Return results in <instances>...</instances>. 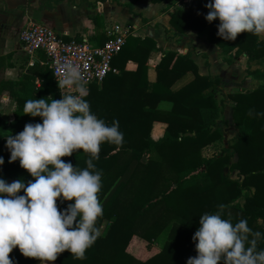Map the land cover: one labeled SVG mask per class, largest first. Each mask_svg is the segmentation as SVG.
Listing matches in <instances>:
<instances>
[{"label":"trees","instance_id":"trees-1","mask_svg":"<svg viewBox=\"0 0 264 264\" xmlns=\"http://www.w3.org/2000/svg\"><path fill=\"white\" fill-rule=\"evenodd\" d=\"M164 0H150L158 3ZM208 0H189L169 11L170 28L184 34L187 30L205 32L214 43L221 59L231 64L240 55L254 62H263L261 68L248 70L261 82L252 90L238 89L225 93L217 76L200 74L197 64L186 53L167 50L155 64L156 78L147 79V62L158 50L149 36L127 35L121 49L112 59L117 73H108L98 84L87 86L91 111L106 124L119 122L124 142L117 146L104 142L99 159L94 161L101 171L102 187L97 197L103 206V215L97 218V227L107 223L94 244L85 250V259H73L68 250L59 253L55 264H185L195 256V241L191 239L198 227L199 215L220 211L233 223L246 219L250 229L264 234V116L249 117V109L264 112V39L240 32L234 40L216 35L218 20L204 19ZM131 9V2L121 3ZM66 39V38H64ZM0 56V74L9 63ZM128 60L136 63L135 70L125 69ZM187 73L190 78L176 86ZM5 94L14 101L12 118L0 117V178L5 181L21 179L26 184L34 180L18 160L9 162L5 136L22 130L27 122H40V117L23 113L26 100L60 99L51 68L45 55L39 51L16 79L0 75V97ZM232 102V119L236 128L231 143L223 154L202 155V148L222 139L217 127L223 118L225 102ZM169 101L170 108L158 107ZM166 123L163 135L150 136L153 121ZM236 154V160L231 158ZM86 154L77 149L71 155L60 157L77 168L85 167ZM226 169V172L224 170ZM237 169L240 178H231L229 172ZM17 194H23L19 190ZM243 196V202L237 201ZM58 203L59 208L67 203ZM223 205V208L218 206ZM165 237L163 247L147 256L129 250L135 238L150 245L160 235ZM130 243L131 246H130ZM129 246V247H128ZM247 246V245H246ZM264 248V240L257 249ZM15 264H40L41 260L23 256L17 247L8 254ZM48 262V261H46ZM220 264V262H218Z\"/></svg>","mask_w":264,"mask_h":264},{"label":"clouds","instance_id":"clouds-1","mask_svg":"<svg viewBox=\"0 0 264 264\" xmlns=\"http://www.w3.org/2000/svg\"><path fill=\"white\" fill-rule=\"evenodd\" d=\"M204 7L206 21H219L216 35L222 39L234 40L242 31L264 38V0H208ZM55 77L58 88L68 91L60 99L26 100L23 113L39 116L40 122H27L21 131L5 136L8 161L18 160L34 180L26 184L0 178V264H15L8 255L13 247L44 264L64 250L83 260L100 235L97 218L103 206L97 193L102 181L94 161L102 143L119 146L123 133L117 120L106 124L91 111L79 66L58 62ZM247 115L259 118L264 112L249 109ZM77 149L86 154L83 168L60 159ZM21 189L23 194H17ZM65 201L72 202L58 210ZM191 239L196 255L185 264H264V248L257 249L264 234L253 232L246 219L233 223L220 211L204 212Z\"/></svg>","mask_w":264,"mask_h":264},{"label":"crops","instance_id":"crops-1","mask_svg":"<svg viewBox=\"0 0 264 264\" xmlns=\"http://www.w3.org/2000/svg\"><path fill=\"white\" fill-rule=\"evenodd\" d=\"M187 1L189 0H164L158 3H152L150 0H0V56H7L5 62L9 63L0 75L7 79H16L19 73L39 55V51L31 53L25 51L19 41V31L28 24L42 23L51 27L63 38H82L94 45L102 44L114 26H125L128 28L129 34L149 36L156 41L159 47L147 62L149 82H153L156 78L155 64L162 52L172 50L186 53L189 50L190 57L197 64L198 72L219 77L220 87L225 93L238 90L231 85L236 82L242 84L240 89L252 90L256 88L258 78L248 75L247 71L261 68L263 62L258 66H252L257 62L248 60L246 55L242 54L233 63L227 64L219 56L217 46L207 40L205 32L187 30L184 34H178L170 28L169 11L174 6H180ZM124 2H131L134 14L129 12L128 7L121 4ZM119 15H121V20L118 18ZM242 63L247 66L249 64L251 68L247 69ZM135 68L134 61L126 62L125 69L135 70ZM189 78L190 74L187 73L175 85L179 86ZM100 86L101 84H98V87ZM0 101L11 103L13 110L14 101L7 95L3 94ZM225 104L223 118L217 123V127L222 131V136L228 131V128L231 129L232 121V102L227 99ZM170 106L169 101H161L158 104V107L164 109H168ZM165 127V122L153 121L150 136L155 140L160 138ZM233 130L232 135L235 134V129ZM215 147L216 143L203 147L202 155L212 156ZM212 148L213 150L206 154ZM11 181L10 179L6 180V182ZM47 264L55 263L48 262Z\"/></svg>","mask_w":264,"mask_h":264},{"label":"built area","instance_id":"built-area-1","mask_svg":"<svg viewBox=\"0 0 264 264\" xmlns=\"http://www.w3.org/2000/svg\"><path fill=\"white\" fill-rule=\"evenodd\" d=\"M128 34L127 27L114 26L102 44L94 45L82 38L64 39L45 24L31 23L19 31L18 38L25 51H41L45 55L61 96V92L66 93L68 89H59L57 86L55 75L58 62L71 61L79 66L87 82L86 87L91 83L100 84L108 73L118 72L112 65V59L121 49Z\"/></svg>","mask_w":264,"mask_h":264},{"label":"rangeland","instance_id":"rangeland-1","mask_svg":"<svg viewBox=\"0 0 264 264\" xmlns=\"http://www.w3.org/2000/svg\"><path fill=\"white\" fill-rule=\"evenodd\" d=\"M131 6H132V4H131ZM132 8V7H131ZM118 16V15H117ZM119 20H121L122 18H121V15H119ZM11 43V40H10V42H9V44ZM219 56H220V54H219ZM237 59V58H236ZM260 62H257V63H254V65H252V66H258V64H259ZM242 65H244L245 67H247V69L248 68H251V66L248 64V66L246 65V64H243L242 63ZM250 71V70H249ZM249 71H247V74L248 75H251V74H249L248 72ZM257 79V78H256ZM256 82L257 83H259V82H261V79L260 78H258L257 80H256ZM232 86H233V88H236V89H240V88H242V84H240V83H232L231 84ZM231 86V87H232ZM0 117L2 118V119H4V120H10L11 118H12V105H11V103H9L8 101H5V102H1L0 101ZM231 117H232V108H231ZM232 119V118H231ZM231 129L229 130V128H228V131L222 136V139L219 141V142H217L216 143V147H215V152H213V155H215V153L217 152V154L219 155V154H223V153H225V151L227 150L225 147H226V145L227 144H229V143H231L232 142V140H233V136L235 135H232V133H233V129H235V133H236V128H235V126H234V123H233V119H232V121H231ZM210 151L208 152V153H206V154H209L210 152H211V150H213V148L212 149H209ZM227 151H229V150H227ZM204 156V155H203ZM236 154H233V156H232V160L233 161H235L236 160ZM224 172H226V169L224 170ZM229 175H230V177L231 178H240V175H239V173H238V170L237 169H234V170H232L231 172H229ZM237 201L239 202V203H242L243 202V196H240V198H238L237 199ZM106 225H107V223L105 222V221H103L102 223H101V225H100V227H99V232L100 233H103L104 231H105V228H106ZM164 240H165V237L161 234L160 236H158L157 238H156V240H154V241H152V244L150 245V247H148V245H143V242H142V240H140L139 238H135V240H134V242H133V245H132V247H129V250H131V251H136L137 250V248L138 247H142V249H141V253H140V251L138 252V255L141 257V258H143V257H145V256H147V255H149V254H151L150 252L152 251V250H154V249H156V248H160V247H163V244H164ZM131 244L132 243H130V246H131ZM42 263V262H41ZM40 263V264H41ZM46 264L48 263V262H45Z\"/></svg>","mask_w":264,"mask_h":264}]
</instances>
